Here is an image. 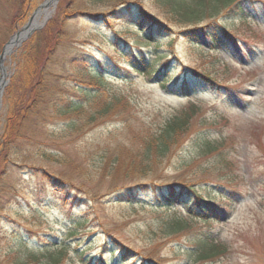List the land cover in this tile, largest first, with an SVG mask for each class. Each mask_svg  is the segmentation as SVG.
<instances>
[{
	"label": "rangeland",
	"instance_id": "obj_1",
	"mask_svg": "<svg viewBox=\"0 0 264 264\" xmlns=\"http://www.w3.org/2000/svg\"><path fill=\"white\" fill-rule=\"evenodd\" d=\"M43 1L34 0L26 19L12 24L9 13L16 4L0 0V52ZM58 1L40 14L37 27L19 46L33 32L42 29ZM185 1V8L176 9L158 0H77L73 9L79 13L66 26L67 32L73 35L66 37L46 64L45 83L49 90L57 92L74 89V80L80 82L82 76L87 77V72L81 75L75 69V56L90 55L93 70L104 69L109 63L123 71L130 59L140 58L144 53L148 60L149 48L132 42L137 37V8L141 7L146 16L165 26V33L159 37V50H169L179 57V62L172 59L176 65L174 71L162 72L156 67L154 76L166 75L170 86L175 81L179 87L186 77L190 81L188 86L202 88L203 77L195 76L192 71L181 75L184 66L191 63L204 66L224 85L217 88L208 81L206 89L182 95L162 89L153 77L111 76V89L119 93L121 102H127V109L118 110L121 112L113 117L98 116L92 122L89 115L77 117L73 133H67L65 122L53 123L49 116L41 118L47 106L44 102L30 106L28 100L36 92L29 87H17L3 101L7 86L11 79L15 80L16 67L10 56L16 49L12 46L0 69V77L4 73L7 81L0 99V135L4 133L7 114L12 112L18 116L26 114L32 123H44L58 132H66L60 136L63 141L58 145L20 139L9 151L10 161L2 165L6 174L0 188V251L12 242L2 233L11 226L20 234L29 230L38 233L37 237H56L58 241L70 234L69 229L76 228L77 234L67 240L69 245L57 264H84L83 258L87 257L104 259L105 264H146V260L154 264H264V4L251 1V12L259 10L263 16L262 21L252 23L238 21V15H226L227 2L222 5L221 0H206L204 5H199V0ZM191 9L196 10L190 14ZM114 10L123 17H115ZM209 12L215 15L208 21ZM88 15L107 18L108 22L93 21ZM222 24L227 25L225 34L222 31L220 34H224L230 46L209 51L201 28L205 25L219 28ZM185 31L193 32L191 35L197 41L184 34ZM116 33L132 39V43L124 48L129 52L115 63L112 62L114 53L108 51V41ZM81 63L88 65L84 58ZM211 63L217 72L205 67ZM193 102L200 103L198 118L221 116L222 125L213 134L226 137L220 152L225 154L227 164L225 160L215 159L214 153L201 155L198 144L202 141L197 142L196 136H183L170 143L166 155L142 160L145 170L128 166L118 172L113 168L110 151L124 138V133H118L123 117L131 114L141 119L153 115L152 118H158L175 109H186ZM182 185L193 188L197 195H208L215 203L220 200L219 192L232 191L230 211L226 213L228 210L220 200L219 216L203 221L188 217L183 205L159 208L152 204L158 193L167 192L173 186L176 192ZM80 218L87 221L76 226ZM180 218L184 219L182 229H172L171 223ZM200 231L213 232L222 246L211 260H199L179 248L188 246L192 233ZM126 251L129 253L124 254ZM47 260L40 258L46 264Z\"/></svg>",
	"mask_w": 264,
	"mask_h": 264
},
{
	"label": "trees",
	"instance_id": "obj_2",
	"mask_svg": "<svg viewBox=\"0 0 264 264\" xmlns=\"http://www.w3.org/2000/svg\"><path fill=\"white\" fill-rule=\"evenodd\" d=\"M123 1L125 2L126 0ZM158 1L162 3L168 2L169 5L174 6L176 9L185 8L184 6L186 4L185 0ZM205 1L206 0H199V5H204ZM251 1L252 0H221V4L224 5L227 2L226 15H230V13L238 15L236 17L238 21L248 20L252 23L262 21L263 16L259 10L257 11L258 13L251 12V3L253 2ZM256 1L264 4V0ZM6 2L7 4H16L15 9L9 13V15H11L12 24L23 22L31 11V8L34 6V0H6ZM76 3L77 0H59L54 13L42 29L33 32L19 47L16 48V50L13 51L10 59L15 63L14 66L16 67L15 80L11 79V83L7 86L6 91L3 94V101L6 100L7 96L9 94L11 95L12 91L17 87H29L36 92L34 98L28 100V102L30 101V106H33L37 102H44L47 106L45 109L47 113L45 111V114H42L41 118L45 119L49 116L50 119L54 121L53 123L61 121L65 122V125L67 126L66 131L69 134L75 131L72 128L74 123L77 122V117H83V115L86 114L87 116L89 115V120L92 122L94 118L98 116L113 117L116 113L119 114L121 112L118 110L122 109L125 111L127 109V102H121L119 93H116L111 89V76L117 75L123 78L122 75H125L130 78L135 74L144 75L148 78L153 77L152 79L154 81H159L158 84L162 89H168L175 94L182 95H189L198 89H206L208 87V81L214 84L217 88L224 85L222 84L224 82L220 80V82H218L209 71L205 70L204 66L192 65L191 63H187L184 66L185 68L181 71H192L195 76L203 77L205 81L203 80L202 88L189 87L185 84L179 87L176 85L175 81L170 86L167 76H162L160 73L154 76V68L156 67H160V71L162 72L175 70L176 65L172 59L179 62V57L176 53H171L169 50H159L158 41L160 35L165 33V26L161 21L150 18L149 15L146 16L139 6L140 10L137 8L138 14L136 15L135 26L137 29V37H141L144 40L139 41L136 37L132 42L141 43L143 46L149 48L147 54L150 58L148 60L144 58V53V55L141 54L140 58L130 59L127 69L123 71L121 69H116V67H113L109 63L104 69L98 68L93 70L94 66L89 64L90 55L85 57L79 56L80 58L75 56V69L79 71L81 75L84 74V71L87 72V77L85 78L82 76L83 79H80V82L74 80L76 86L72 90L66 92H63V90L59 92H57V90H49L43 76L45 66L51 60L57 47L65 41L66 37H72L73 35V33L67 32L68 29L66 26L67 23L73 20V18L78 15L77 13H79L78 10L73 9ZM243 5L246 6V9ZM127 8L130 9L131 7L128 6ZM192 10L195 11L196 9L188 10V12L191 14L193 13ZM262 11L264 12V9ZM113 15H115V17L122 16L119 15V11L117 10H114ZM214 15L215 14L209 12L206 18L208 17L209 21ZM88 16L96 22H108V19L104 17ZM226 25L227 24H222L221 26H218L219 28H210V25H205V27L201 28V34L207 40L209 51L229 48L230 45L227 44L226 37H223L225 34L223 31L226 30ZM221 31L224 33L223 35L220 34ZM192 33L193 32L185 31L184 34H187L191 39L193 37V40L197 41V38L191 35ZM130 40L132 39H128L127 37L116 33L112 40L108 41V51L113 52L115 56L112 58V62L116 63V61H118L117 58L121 59V57L129 52L128 49L124 50V48L128 45L130 46V43H132ZM139 47L141 46L139 45ZM83 58L88 62L87 66L81 63ZM205 67L213 69L214 72L216 71L214 69V63L208 64ZM160 75L161 80L159 78ZM198 104L200 103L193 102L190 103L186 109L184 107L175 109L169 114H165V116L161 115L158 117L157 115L159 119L156 117L152 118L154 115L148 119H141L135 116L132 117L131 114L123 117L121 119V126L118 133H124V138L123 140L118 141L115 147L110 151L112 154L110 155L109 161L111 165H113V168L118 172L128 166H136L141 170H145L143 164L144 161H149L155 156L157 158L166 155L170 143L177 142L183 136H196L195 140L197 139V142L202 141L198 144L201 155H211V153H214L213 156L215 159L221 161L225 160L224 163L227 164L228 161L225 159V154L220 152L227 141L226 137L220 135H217L219 137H216L213 134V132L216 131V128L220 127V124L222 125V122H219L221 116L219 117L217 114H214L198 118L196 116L198 113L197 110H199L200 107ZM90 110L91 112L89 113ZM7 115L4 133L0 135V188L3 184L4 175L6 174L5 168H2V165H5L10 161L9 151L14 142L19 141L20 139H29L40 143L44 141L45 143L58 145L63 141L60 136H65L66 132H58L44 123H41L40 125L36 122L32 123L27 118L26 114L18 116L15 112H12ZM194 123L197 124L194 125L195 127H193ZM114 135L112 137H116ZM46 136H48V138ZM104 153L107 155V152ZM63 157L69 158L66 155ZM67 160L72 162L71 159ZM228 177L231 178L229 175ZM232 179L230 181H232ZM192 189L193 188L190 190L188 186L182 185L181 189L175 192L173 186L167 192L158 193L160 195H156V199L152 204L159 208H171L176 204H180L185 207L188 217L191 219H202L203 221H210L209 219L213 220L219 216L217 212L219 210L218 205H220V200L224 203L222 206L225 210H228L226 213L230 211L229 208L231 207V203H233L232 191L225 194L222 191L219 192L220 200L218 203L217 201L215 203L213 202L215 199L208 195H197L198 193L192 191ZM1 195L3 196L2 192ZM1 202L2 201L0 200V209L2 207ZM9 221L14 223L15 220L10 219ZM86 221L87 218H80L76 221L75 225L78 226ZM182 221H184V219L181 218L175 220V222L173 221L171 223L172 229L177 231L181 230V227H183V224L181 223ZM2 233L5 236L8 235L12 242L11 244H7L5 249L0 251V264H46L45 262L40 261V258L42 257L48 259V264H57L56 262L58 259L62 257V251L69 245L67 240L73 238L77 234L76 228H71L68 232L70 234L64 239L58 241L56 237H37L36 235L38 233H32L29 230L24 234H20L18 229L14 226L9 227L7 230L5 229ZM112 239H116V236H113ZM217 240L218 239L213 235V232H193L191 236L192 243L190 242L188 246L184 248H179L181 249V252L185 254H193L198 257L199 260H211V258L219 252V249H222V246ZM74 252H77V250ZM63 253H65V251ZM128 253L129 252L127 251L124 252V254ZM83 259L85 261L84 264H105L104 259H94L93 257ZM146 264L154 263L150 260H146Z\"/></svg>",
	"mask_w": 264,
	"mask_h": 264
},
{
	"label": "water",
	"instance_id": "obj_3",
	"mask_svg": "<svg viewBox=\"0 0 264 264\" xmlns=\"http://www.w3.org/2000/svg\"><path fill=\"white\" fill-rule=\"evenodd\" d=\"M57 0H45L43 1L36 9L35 11L32 13V15L30 16V18L28 19L27 23L22 27V29L18 32H16L3 46L1 53H0V69H3L2 66V62L5 59L6 55L9 54L12 51V46H18L20 44V42L27 37L31 31L34 30V28H36V25H33L32 22L35 18V16L39 13V11L41 9L45 10L50 4L54 3ZM25 31V34L23 35V37H21L20 39H16V35H19L20 32ZM15 38V40H14ZM9 46V48H8ZM7 81L4 80V73L1 75L0 77V99L2 96V92H3V88L6 85Z\"/></svg>",
	"mask_w": 264,
	"mask_h": 264
},
{
	"label": "bare ground",
	"instance_id": "obj_4",
	"mask_svg": "<svg viewBox=\"0 0 264 264\" xmlns=\"http://www.w3.org/2000/svg\"><path fill=\"white\" fill-rule=\"evenodd\" d=\"M45 11H46V9H45V10H42V11H41V10L39 11V13L35 16V18H34V20H33V22H32L33 25H36V22H37L38 17L40 16L41 13H44ZM46 14H47V13H46ZM25 31H26V30L20 32L19 35H16L15 38H16V39H20L21 37H23V35L25 34ZM15 38H14V40H15ZM8 48H9V46H8Z\"/></svg>",
	"mask_w": 264,
	"mask_h": 264
}]
</instances>
